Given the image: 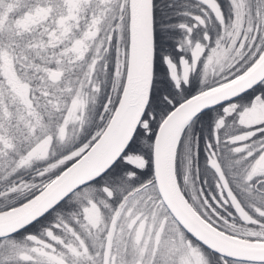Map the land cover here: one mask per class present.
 <instances>
[{"label":"snow or ice","instance_id":"1","mask_svg":"<svg viewBox=\"0 0 264 264\" xmlns=\"http://www.w3.org/2000/svg\"><path fill=\"white\" fill-rule=\"evenodd\" d=\"M0 264H264V0H0Z\"/></svg>","mask_w":264,"mask_h":264}]
</instances>
